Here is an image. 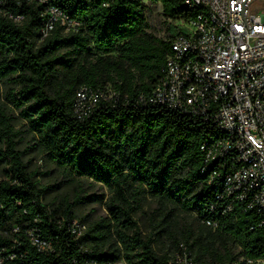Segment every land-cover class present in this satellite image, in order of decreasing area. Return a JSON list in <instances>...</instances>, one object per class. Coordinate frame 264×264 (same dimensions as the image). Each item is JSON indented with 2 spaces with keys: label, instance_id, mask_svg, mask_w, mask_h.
Listing matches in <instances>:
<instances>
[{
  "label": "trees",
  "instance_id": "16d2710c",
  "mask_svg": "<svg viewBox=\"0 0 264 264\" xmlns=\"http://www.w3.org/2000/svg\"><path fill=\"white\" fill-rule=\"evenodd\" d=\"M149 2L161 4L166 22L176 24L166 39L148 32V5L137 0H0L5 261L13 254L12 264H177L174 255L183 249L195 264L264 260L261 217L240 203L230 205L224 196L230 164L207 161L202 148L222 135L215 113L206 119L150 102L173 53L171 39L184 31L177 23L195 20L199 10L184 0ZM51 7L77 29L57 25L43 38ZM109 84L115 95L104 98ZM81 93L97 94L95 105L88 109ZM15 110L24 119L20 127ZM28 154L54 165L74 193L51 196L61 182L43 185L38 176L44 174L31 167ZM93 184L108 191L105 202L104 195L97 199L109 216L97 221L78 213ZM148 203L155 209L145 211ZM141 213L151 219L145 232ZM73 220L88 223L85 235L69 229ZM29 230L52 251L32 245Z\"/></svg>",
  "mask_w": 264,
  "mask_h": 264
},
{
  "label": "built area",
  "instance_id": "2783aa9c",
  "mask_svg": "<svg viewBox=\"0 0 264 264\" xmlns=\"http://www.w3.org/2000/svg\"><path fill=\"white\" fill-rule=\"evenodd\" d=\"M245 1L184 0L186 6L199 13L189 23H177L184 31L171 39L173 53L166 60L163 77L150 102L206 119L215 113L222 135L203 145L207 161L226 159L230 165L225 166L224 196L230 205L240 203L245 209L256 211L264 225V10L252 9L255 0ZM244 2L248 27L242 16ZM2 13L13 18L8 12ZM46 13L49 17L43 38L57 25L66 31L77 29L78 24L69 22L59 8L51 7ZM14 20L20 23L23 18ZM107 95L101 96L111 98ZM79 97L88 103V109L98 99L97 94L81 93ZM76 109L80 111V107ZM68 226L78 238L88 230L78 220ZM27 236L38 250L52 251L51 243L34 231L29 230ZM14 258L13 254L8 255L7 264H12ZM6 261L0 255V264ZM174 261L195 264L185 249L174 255ZM244 264H264V260L247 259Z\"/></svg>",
  "mask_w": 264,
  "mask_h": 264
},
{
  "label": "rangeland",
  "instance_id": "374dc122",
  "mask_svg": "<svg viewBox=\"0 0 264 264\" xmlns=\"http://www.w3.org/2000/svg\"><path fill=\"white\" fill-rule=\"evenodd\" d=\"M252 9L254 11H263L264 10V0H255L252 4ZM147 21H148V32L152 33L153 35L157 36L158 38L166 39L171 34L175 33L176 31V24L175 23H169L166 22L164 16H163V7L161 4L155 5V4H148L147 11H146ZM116 87L113 84H109L106 88V92L108 93L109 97H112L114 95ZM16 116L19 118V125L18 127L23 125L24 119L20 115V112L18 110H15ZM26 139L20 147L24 149L27 145ZM34 154H28L26 155V160L30 161V165L32 168L39 169L40 173H43L44 175L38 176V179L41 181L43 185H51L53 183H60L59 187L52 191L50 193L51 196H61L64 194H73L74 192L71 190L69 186L62 183V177L60 176L59 172L54 169V165L50 164L46 160H43L41 157H34ZM0 179H6L4 176L0 175ZM84 195H88V199L86 204H80L78 206V213L81 216H87L88 219L91 221L99 220L101 218H106L109 216V212L105 207V204H100L98 202L97 197H100L101 195L105 196L104 202L108 199V191L105 186H102L101 184H93L86 186V190L84 192ZM95 199V200H94ZM156 205L153 203H148L144 210L147 212H150L153 209H155ZM158 218V216H156ZM137 220L139 221L140 226L142 227V230L145 232L147 229H149L151 224L150 215L140 214L137 217ZM80 221V220H78ZM86 225L88 228V223L82 222ZM170 244L167 243L166 245V251L173 253L171 251V248L169 246ZM160 245H157V248H159ZM114 264H125L124 260H120Z\"/></svg>",
  "mask_w": 264,
  "mask_h": 264
},
{
  "label": "water",
  "instance_id": "95a60500",
  "mask_svg": "<svg viewBox=\"0 0 264 264\" xmlns=\"http://www.w3.org/2000/svg\"><path fill=\"white\" fill-rule=\"evenodd\" d=\"M246 1H247V0H246ZM246 1H245V2H246ZM245 2L242 4V16H243V18H244V21H245L247 27H248V24H247L246 19H245V17H244V11H245V8H244L245 6H244V5H245Z\"/></svg>",
  "mask_w": 264,
  "mask_h": 264
}]
</instances>
